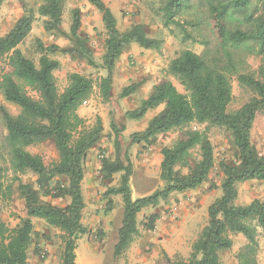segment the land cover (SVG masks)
Segmentation results:
<instances>
[{"label":"trees","instance_id":"obj_1","mask_svg":"<svg viewBox=\"0 0 264 264\" xmlns=\"http://www.w3.org/2000/svg\"><path fill=\"white\" fill-rule=\"evenodd\" d=\"M37 1L36 9H28L0 38V63L5 61L7 66L0 78V90L6 102L20 108V113L14 116L0 106V122L6 129L0 131V204L9 192L4 185L7 174L18 176L32 172L38 177V189L29 184L20 183L18 186L25 202L26 216L13 229L0 222V264H31L29 254L36 234L34 219L60 231L61 264H78V241L91 233L83 223L86 203L82 182L86 159L104 135L101 118L88 125L79 110L93 96L95 88L104 103L111 101L116 64L126 50L136 45L143 56L161 53L164 39L149 37L141 24L122 31L103 0H86L102 15L106 39L100 68L107 72V76L99 77L95 82L90 76L70 73L66 88L60 92L55 71L61 63L53 55L61 52L87 61L92 68H97L98 64L87 37L80 34L81 13L78 9L73 11L67 35L73 43L70 49H62L56 44L45 46L38 41L40 59L36 65L19 48L38 18L43 19L46 32L65 35L62 24L68 0ZM4 2L0 0V9ZM251 2L162 1L164 26L179 25L177 18L188 16L190 20L184 24L190 25L192 32L186 37L202 45V49L198 52L184 49L169 64L167 75L182 87L183 92L168 77H157L149 97L140 107L125 113L126 119L139 121L150 111L159 109L143 131L132 134V144L154 145L159 135L178 131L174 144L162 150L160 179L163 186L148 196L132 197L133 165L129 155L122 154L117 139L115 160L105 158L101 161L104 178L120 175L119 186L108 192L109 196H121L123 201L115 259L126 254L140 237L139 214L148 208H156L174 193L195 190L208 181L216 166L214 146L207 128L199 130L193 126L213 125L231 134L237 160L234 163L223 161L219 165L223 174L222 195L209 206L208 223L193 242L190 257L171 259L164 254V263L221 264V254L233 248L235 235H241L245 245L236 256V264H261L259 238L264 231V200L257 199L248 205L237 204L238 184L251 180L264 182V156L257 152L251 135L257 114L264 111V0L257 16L250 10ZM250 57L260 59L257 72H248ZM233 77L238 78L252 97L240 109L230 112ZM137 88L134 84L124 88L119 98L134 95ZM111 127L117 130L115 123H111ZM45 142L53 143L58 153L59 159L51 167L45 165L40 155L28 150ZM47 198L69 199L70 202L60 206ZM107 205L112 209V199ZM158 218V215H152L144 225L145 229L154 230Z\"/></svg>","mask_w":264,"mask_h":264},{"label":"rangeland","instance_id":"obj_2","mask_svg":"<svg viewBox=\"0 0 264 264\" xmlns=\"http://www.w3.org/2000/svg\"><path fill=\"white\" fill-rule=\"evenodd\" d=\"M113 12L117 19L118 27L124 31L131 28L133 25H144L146 32L151 38L164 39V46L161 53L152 52L148 57L151 59L152 67L151 72H145L146 67L144 64L138 63V57L140 55V49L138 46L133 45L128 49V58L125 61L128 70H133L136 74L130 79L129 83L137 85L136 97L134 102L137 109L141 106L144 99L148 98L155 85L157 77H168L173 81L176 87L183 92L182 87L171 77L167 75L170 62L179 56L184 49H192L196 52L202 49V45L192 42L186 35L192 32V27L188 24H184L186 20H190L188 16H181L177 18L179 25L171 24L168 27L164 26L162 18V1L163 0H103ZM39 2L37 0H5L0 9V38L5 36L16 24V22L26 13L30 8L36 9ZM262 0H252L250 4V10L253 15L257 16L261 13ZM78 9L81 13V29L80 34L82 37H87L88 45L93 52V58L98 64L97 68H92L87 64V61L79 60L78 58H72L69 55H64L61 52L53 55L52 57L58 59L61 66L55 71L57 79V85L60 92L66 88L68 84V75L73 72L90 76L96 82L102 72L100 68L102 62V55L104 53V41L106 39V31L102 22V15L98 10L91 6L86 0H68L65 5L62 29L65 35L56 32H46L43 26V19H37L33 25L30 35L25 42L20 45V49L29 57H31L36 65H39L40 53L38 52V41L45 46L56 44L62 49H70L73 45L67 38L72 25L73 11ZM141 65V66H140ZM260 66V59L250 57L248 59V72H257ZM140 67V68H139ZM142 67V68H141ZM7 68L5 61L0 63V78L3 71ZM156 69V73H152ZM132 85V84H131ZM121 86V84L119 85ZM233 87V101L229 106L230 112H235L244 106L252 97V93L244 89L237 77L232 79ZM30 94L36 97L34 92L30 91ZM129 101V100H128ZM132 101V100H131ZM130 105V104H129ZM0 106H4L12 115L16 116L20 113V108L5 101L0 90ZM126 102L124 99H120L119 96L116 99L111 100L109 103H104L99 96V90L95 88L93 96L88 100L87 105H83L85 112V118L88 125H93L98 118H101L104 125V135L100 142L91 150V154L96 157L98 162L103 160L102 156L109 158L108 155L113 151V155L110 160L116 158V139L119 140L122 154H128L132 165L133 175L130 179V186L132 191V197L137 198V195H133L136 192V182L138 178L146 179L144 171L137 170L135 174V186L132 183L134 178V167L141 169L140 163L148 162L150 164L149 175L152 180H147L149 183L144 193H150L152 190H156V186L160 182V168L159 158L161 156L164 147L172 146L177 139L178 131H172L170 133L159 135L156 143L147 145L146 143L132 144L131 136L134 133L140 132L144 128L146 119L154 116L158 111H150L146 117L142 120L132 122L125 118V113L128 111ZM132 108V110H135ZM124 122L130 123V131L132 134L124 135V129H120L119 125H123ZM111 123H115L117 130L111 127ZM137 123V124H135ZM134 125V126H132ZM136 125V126H135ZM194 129H208L209 136L214 146L216 166L213 169L208 181L204 184L203 188L197 196H185L183 199H175L173 204L179 205L183 201H189L190 198L197 199V204L191 206L188 211L184 213L180 212L176 215L172 212L171 206L165 210V215H173L175 222H177L179 230L181 231V238L185 239L188 235L194 236L198 234L200 227L208 223V209L209 206L222 195L221 182L223 180V174L220 170L221 162L234 163L237 160L236 150L231 143V134L224 128L203 125L193 126ZM5 127L0 122V131H5ZM252 143L255 146L257 152L264 156V111L257 114L256 120L252 128ZM135 150L132 151V149ZM34 155H40L46 166L51 167L59 158L56 149L51 142L41 143L40 145L30 147L28 149ZM121 155L122 158L124 156ZM146 156V157H144ZM104 158V159H105ZM143 165V164H142ZM102 168V164H101ZM136 169V168H135ZM99 180L102 185L100 202H105L104 207L96 210L93 214L87 213L86 220L89 224H86L91 233L84 235L78 241L77 255L81 257V264H119L120 261L114 258L115 245L118 242V232L122 224L123 218V201L121 196H109V191L120 184V175H114L111 178H104L99 171ZM38 177L28 172L24 175L15 176L12 173L7 174L4 178L5 187L9 188L7 196L0 204V222H4L9 228H15L20 219L26 216V206L24 199L21 197L18 190L20 183L29 184L38 189L37 184ZM56 181L53 182V184ZM162 185H160L161 187ZM238 199L237 204L248 205L254 200H264V182L251 180L244 183H240L237 186ZM108 193V194H107ZM89 195V193H87ZM46 200V198L44 197ZM51 200L50 198H47ZM112 199V209H108V201ZM94 199H90L92 202ZM52 202V200H51ZM167 202L169 201H162ZM98 203V204H99ZM54 204V203H53ZM55 205H57L55 203ZM60 205H64L63 200H60ZM172 205V204H171ZM156 208H151L143 211L138 216V226L140 230H146L144 225L148 223V220L152 215H158L160 217V211ZM112 215H109L111 214ZM97 217H101L109 222L110 230H104V223H92L91 220ZM159 219V218H158ZM157 222V221H156ZM156 225V223H155ZM38 231L35 232L33 245L31 246V255L29 254L32 262L31 264H46V262L52 260V264H61V252L63 249L62 241L60 239V231L49 227L48 225L42 226L37 223ZM35 227V226H34ZM196 229L198 232H195ZM154 231V230H151ZM195 232V233H194ZM202 232V231H201ZM37 234L41 238V246H35V242L38 239ZM200 235V234H199ZM199 237V236H198ZM234 246L229 251H224L221 254V264H236V256L238 252L244 247L245 240L240 235L233 237ZM188 242V240H187ZM260 253L259 260L261 264H264V231L261 232L259 238ZM165 254V253H163ZM190 254L181 259H188ZM164 263V257L161 263ZM51 264V263H50ZM159 264V263H158Z\"/></svg>","mask_w":264,"mask_h":264},{"label":"crops","instance_id":"obj_3","mask_svg":"<svg viewBox=\"0 0 264 264\" xmlns=\"http://www.w3.org/2000/svg\"><path fill=\"white\" fill-rule=\"evenodd\" d=\"M127 51L128 50H126L124 52V54L121 56V58L119 59V61L116 64V68H115L114 75H113L111 100L116 99V97H118L121 94V92L124 88L130 86L131 84H134V83H129L130 79L136 73L133 70H128V68H127V64L125 63V61L127 60L128 56H129V55H127V53L129 51L128 52ZM150 55L151 54L149 53V54L144 55L143 57H140V58L138 57V63L144 64V66L146 67L145 72H148V73L151 72L150 68L153 66L151 64L152 60L148 58ZM152 68H155V67H152ZM152 73H156V69L153 70ZM100 76L106 77L107 72L105 70H102V72L100 73ZM120 84H121V86H119ZM135 98H138V97H136V94H134L130 97L124 98V102H126L127 108L129 106L128 111L132 110V108H134V109L136 108V105L134 103L133 104L130 103V102H134ZM79 115L82 118H85V112L83 110V106L79 110ZM151 118H153V116H151L149 119H146V123L144 124V128H142L141 131H143L147 127V124ZM131 121L136 122L135 120H131ZM135 124H137V123H135ZM132 126H134V125H132ZM130 127H131V124L127 123V122H124L122 126L119 125L120 129H122V130L124 129V135L132 134L130 131ZM37 145H40V144H37ZM37 145H35V146H37ZM32 147H34V146H32ZM133 150H135V148H133L132 151ZM110 154L113 155L114 154L113 151H111ZM112 155H110V156L112 157ZM110 156L108 155L109 158H111ZM144 157H146V156H144ZM162 159H163V157H162V153H161V156L159 158V168L161 167ZM142 164L140 163L141 169H139L138 167H134V176H133L134 178H132V183L134 186H135V174H136L137 170H140V172L144 171L145 173H143V174H145L147 180L153 179L149 175L150 174L149 173L150 172L149 171L150 164H148V162H146V161H145V163L143 162ZM100 169H101V162H98L96 160V157L93 154H91V152H90L88 154L87 159H86L85 178L82 182V191H83V195H84V199H85V203H86V207H85L84 212H83V223L85 225L89 224L86 220L87 213L89 212V213L93 214L96 210L103 208L104 204H105L104 201H102V203H99L100 202L99 195L101 194V190L103 188L101 183H100V180H99ZM146 179H144V178H138L137 179L136 190H135L136 192H133V195H137V198L143 197V196H148V195L152 194L157 189L161 188L164 184L163 181H161V179H159L160 182L156 186V188H154V189H156L155 191L152 190L150 193H147V192L144 193L146 191L145 190L146 186L149 184ZM160 185H162V186L160 187ZM203 186H204V184L195 190L186 191L184 193L172 194L171 197L168 199L169 203L167 206H166L167 202H161L157 206V209H156V210L160 211V217L156 222L154 231H145V230L143 231V230H141L140 237L133 243V245L131 246L129 251L126 254H124L120 259H118L120 261L119 264H158V263L159 264H165L163 262L161 263V261L164 257L163 253H165L171 259L182 258V257L186 258L191 253V248H192L193 242L198 238L199 234L201 233V231L203 230V228L207 224L201 226L200 229H198V230H200L199 232L196 229L195 232H198V234H196L192 237H191V235H188L187 237H185V239H182L180 237L182 233L179 230L180 228L178 227L177 222H175L173 215H165L164 213H165V210L169 209L170 206H171L170 210H172L174 215H176L179 212L181 214V213H184L185 211H188L189 209H192L193 207L189 208L191 206L198 205L197 199H195V198H190L189 201H183L179 205L173 204L172 201L175 199H183L185 196H188V197L197 196V194L200 193V190L203 188ZM87 193H89V195H87ZM91 198L94 199L92 202L89 201ZM63 202H64V205H67V204H69L70 201H69V199H64ZM52 203H54V204L56 203L57 205H60V200H52ZM64 205H60V206H64ZM187 208H189V209L187 210ZM149 209H151V208H148V210ZM109 215H112V213ZM96 222L97 223L103 222L104 223V230H106V231L110 230L109 222L107 220H105L101 217H97L96 220L94 218H92L91 224L96 223ZM37 223H40V225H42V226L47 225L42 220L34 219V226H35L34 232L38 231V226H36ZM34 236H35V234H34ZM37 238L38 239L36 240L34 245L35 246L37 245L39 247L42 245V242L39 240L41 238V235H40V237L38 236ZM187 240H188V242H187ZM31 249L32 248H30V251H31ZM30 255H31V253H30ZM80 260H81V257L78 254L77 255L78 264H81ZM30 262H32L31 258H30ZM50 263L51 264L53 263L52 260L46 262V264H50ZM88 264H91V263H88Z\"/></svg>","mask_w":264,"mask_h":264},{"label":"built area","instance_id":"obj_4","mask_svg":"<svg viewBox=\"0 0 264 264\" xmlns=\"http://www.w3.org/2000/svg\"><path fill=\"white\" fill-rule=\"evenodd\" d=\"M87 104H88V102H84L83 105L85 106V105H87ZM105 157H106L105 155L102 156L103 159H104Z\"/></svg>","mask_w":264,"mask_h":264}]
</instances>
